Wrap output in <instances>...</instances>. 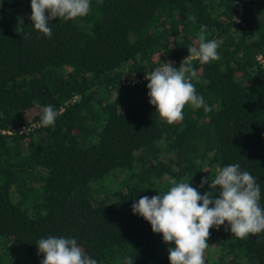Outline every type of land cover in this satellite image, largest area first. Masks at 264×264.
<instances>
[{"label":"trees","instance_id":"1","mask_svg":"<svg viewBox=\"0 0 264 264\" xmlns=\"http://www.w3.org/2000/svg\"><path fill=\"white\" fill-rule=\"evenodd\" d=\"M30 17L31 0H0V264H41L48 236L98 264H170L172 245L132 204L173 182L203 195L201 179L231 164L264 208V0H90L88 15L49 22L51 38ZM201 25L219 59L194 60L192 83L212 111L185 105L169 124L146 75L178 68ZM47 105L59 115L44 127ZM226 226L210 228L205 264H264V231Z\"/></svg>","mask_w":264,"mask_h":264},{"label":"clouds","instance_id":"2","mask_svg":"<svg viewBox=\"0 0 264 264\" xmlns=\"http://www.w3.org/2000/svg\"><path fill=\"white\" fill-rule=\"evenodd\" d=\"M89 12L90 0H31L30 19L35 30L51 38L49 22L54 18L75 20ZM188 19L195 23L196 17L190 15ZM206 31V25H201L198 46L188 47L189 54L178 68L166 62L146 75L149 102L169 124L183 120L185 105L212 111L192 83L198 82L194 60L205 64L219 59L218 42L206 40ZM58 115L52 105L45 106L40 126H54ZM205 184L210 190L201 195L189 181L173 182L166 193L159 192L151 198L145 195L132 204L133 213L142 216L154 233H161L163 241L172 245L167 249L170 264H205L209 230L219 229L226 221V230L240 239L264 231L260 185L249 172L241 171L238 163L218 169L214 178L203 177L199 187ZM37 246L38 252L44 254L41 264H98L75 238L48 236L39 239ZM127 264H133V260L129 258Z\"/></svg>","mask_w":264,"mask_h":264},{"label":"rangeland","instance_id":"3","mask_svg":"<svg viewBox=\"0 0 264 264\" xmlns=\"http://www.w3.org/2000/svg\"><path fill=\"white\" fill-rule=\"evenodd\" d=\"M103 180H106V179H98V180H95L94 182H93V185L89 188V191L92 193V194H95V191L94 190H96V191H99V189L98 188H100V186H102L103 187V184H101V182L103 181ZM106 189V187H103V191ZM100 192V191H99Z\"/></svg>","mask_w":264,"mask_h":264}]
</instances>
